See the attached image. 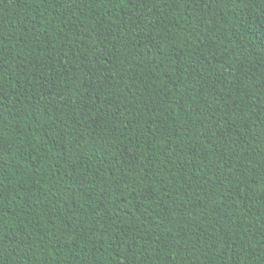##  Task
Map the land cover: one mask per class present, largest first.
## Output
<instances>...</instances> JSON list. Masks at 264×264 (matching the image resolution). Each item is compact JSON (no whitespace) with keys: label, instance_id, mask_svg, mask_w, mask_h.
Wrapping results in <instances>:
<instances>
[{"label":"trees","instance_id":"trees-1","mask_svg":"<svg viewBox=\"0 0 264 264\" xmlns=\"http://www.w3.org/2000/svg\"><path fill=\"white\" fill-rule=\"evenodd\" d=\"M0 264H264V0H0Z\"/></svg>","mask_w":264,"mask_h":264}]
</instances>
